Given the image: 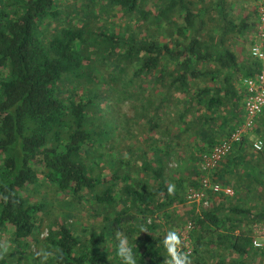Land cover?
Listing matches in <instances>:
<instances>
[{
    "label": "trees",
    "instance_id": "obj_1",
    "mask_svg": "<svg viewBox=\"0 0 264 264\" xmlns=\"http://www.w3.org/2000/svg\"><path fill=\"white\" fill-rule=\"evenodd\" d=\"M232 1L80 0L84 14L65 23L59 0H0V233L12 230L16 264H175L188 227L183 264H264V247L253 246L264 206H246L264 194V149L255 159L244 137L208 175L234 193L244 185L245 203L208 192L198 210L186 199L207 176L202 155L243 122L242 82L259 71L243 52L261 0L238 11ZM118 14L129 23L109 32ZM129 100L133 117L121 112ZM254 130L264 141V114ZM171 156L186 165L177 179ZM104 158L112 167L95 176L90 161ZM40 179L67 207L95 192L103 226L46 227L44 206L22 196ZM6 248L0 240V264Z\"/></svg>",
    "mask_w": 264,
    "mask_h": 264
},
{
    "label": "rangeland",
    "instance_id": "obj_2",
    "mask_svg": "<svg viewBox=\"0 0 264 264\" xmlns=\"http://www.w3.org/2000/svg\"><path fill=\"white\" fill-rule=\"evenodd\" d=\"M232 2H234V9L236 11L240 10L241 8H243L244 5V1L242 0H233ZM80 3V0H59V8L60 11L62 12L61 14V18L63 19V21H65V23L70 20V19H76L80 16H82L84 13V10H79L78 8V4ZM150 8V7H149ZM111 21V20H110ZM129 21L128 19H125L124 17H122L120 14H118V18H116L114 20V27L111 29H108V31H114V33L119 32L118 30L122 28V26L128 24ZM99 26H101L102 24V20H100V22H98ZM108 28H110L109 23L106 24ZM242 41V40H241ZM241 44L242 42L236 44L237 49H241ZM249 45L245 44L244 45V52H243V56H247L249 54L248 50H249ZM128 70V69H127ZM129 74L128 76L130 77L133 72L134 69L133 67L129 68ZM107 73H111L112 71L110 69H108L106 71ZM114 72V70H113ZM98 76L101 75V72L98 71L97 72ZM125 78V76L123 77ZM124 90H120L119 92H115L118 95V98L121 99L122 97H125V93L123 92ZM111 103L110 100H107ZM131 100H129V102L125 103L121 109V112L123 114H127V117H133L135 116L134 110L132 109V107L129 109V106L131 105ZM107 109V107L105 106L102 110L103 112H105V110ZM107 113H111L112 111L109 110ZM113 116H115L116 118H118L117 114H113ZM131 125V123H130ZM124 127H121V129H123ZM258 125H257V128ZM250 140L249 142H252V144L255 142V140L259 137L258 132L256 130H254L253 132H251L250 136H249ZM224 137L221 138V140H223ZM256 140V141H257ZM261 140V139H260ZM264 142V141H263ZM126 152V151H124ZM251 153L255 154L254 158L257 159L258 157V153L254 152L253 150L251 151ZM182 155V154H181ZM184 156H187L186 153H184ZM111 159H105L102 160V162H100V165L96 168H94L92 161H90L91 163V169L92 171H94V175L95 176H100L101 173H104L105 171H108L111 167H112V161H110ZM182 161H179L176 156H171L169 161L166 162L167 163V171H169L171 173V171H173L170 176L174 179H177L179 175H177L178 173L174 172V170H178V171H183L187 173L186 170V165L183 162L181 164ZM258 162H262L264 163V159L262 160H258ZM179 164L181 166V168H179ZM197 169L200 170V162L196 165ZM258 173L261 174L264 177V164L261 167H258ZM185 173V174H186ZM135 178L137 177L136 175H134ZM139 177V176H138ZM148 185L150 184L149 182L147 183ZM102 189V188H101ZM243 189H241L240 191H242ZM98 193V192H97ZM94 193H88L86 195H84L82 201H80L79 203L75 202L73 207H67L63 202L64 199L63 196L61 194H59L56 191V188L52 185H50L49 183H47L44 179H40V183L38 186L34 187V188H29L26 192L22 193V196L24 198H26V200L28 201L29 204L31 203H35V204H41L44 206L45 209V214H42L39 218L44 220V223L46 224V227L48 224L52 223V222H66L68 224H71L74 226V228L76 229L77 233L83 234L84 231H87L85 234L87 235L88 230H98L99 227L103 226L102 222V216L99 215V213H97V205L94 201ZM264 198V194L262 195ZM262 206H264V202L262 203ZM8 229L6 230V232H2L0 233V240H2L5 243L6 251L9 252V264H16V260L17 259V251L15 250V248H13V246L10 244V233H11V229L9 227H7ZM257 228H255L254 230H256ZM186 230V229H185ZM184 230V231H185ZM123 234L126 231L124 228L122 229ZM42 235L45 236L46 235V229L45 231L42 232ZM122 240V239H121ZM36 251V250H35ZM34 251V252H35ZM259 261V259H258ZM21 262L24 263H28V264H32L33 260L32 258L29 259L28 261L25 262V260H21ZM21 262L19 264H21ZM264 262V260H263ZM42 264H47V260L45 259V261H42Z\"/></svg>",
    "mask_w": 264,
    "mask_h": 264
},
{
    "label": "built area",
    "instance_id": "obj_3",
    "mask_svg": "<svg viewBox=\"0 0 264 264\" xmlns=\"http://www.w3.org/2000/svg\"><path fill=\"white\" fill-rule=\"evenodd\" d=\"M253 43L249 49L250 57L259 64L258 74L243 80V122L231 133L226 139L220 141L210 152L202 155L200 170L207 176L201 181L200 190H189L186 199L189 204L194 205L200 210L207 206L206 195L208 192L216 196L233 197L234 191L229 186H223L220 183L210 181L208 175L218 171L221 163L232 153L236 144H240L243 138L254 131L256 122L264 114V0L259 3L258 7V24L252 37ZM251 40V41H252ZM255 152H261L264 144L257 140L252 144ZM189 228V227H188ZM188 228L182 231L181 244L183 252L180 257L185 261L192 254V246L189 242ZM253 236V246L256 249L264 247V223L256 227ZM180 248L177 254L180 253Z\"/></svg>",
    "mask_w": 264,
    "mask_h": 264
},
{
    "label": "crops",
    "instance_id": "obj_4",
    "mask_svg": "<svg viewBox=\"0 0 264 264\" xmlns=\"http://www.w3.org/2000/svg\"><path fill=\"white\" fill-rule=\"evenodd\" d=\"M243 114V113H242ZM258 120H259V118H258ZM257 120V121H258ZM260 130H261V128H260ZM251 134V133H250ZM250 134H248L247 136H245L247 139H249L250 137ZM258 139H260V138H258ZM257 140V139H256ZM255 140V141H256ZM250 151H252V148H250ZM250 151H249V153H250ZM252 156H253V154H252ZM254 156H255V154H254ZM253 156V157H254ZM237 172H234L233 174L234 175H236L239 171H240V167H239V169H237L236 170ZM232 180H233V177H232V173H229V175H228V181L229 182H232ZM242 188H243V190L242 191H240L239 193H234V196L236 195V198H238V199H240L241 201H242V203H245L246 202V200H247V198H246V195H245V189H244V185L242 186ZM264 202V198H262L261 200H259V198H255V199H252L251 200V202H246V206H247V208H249L248 207V205H252V206H257V208L258 209H261L262 208V203Z\"/></svg>",
    "mask_w": 264,
    "mask_h": 264
},
{
    "label": "clouds",
    "instance_id": "obj_5",
    "mask_svg": "<svg viewBox=\"0 0 264 264\" xmlns=\"http://www.w3.org/2000/svg\"><path fill=\"white\" fill-rule=\"evenodd\" d=\"M262 1V0H261ZM260 1V2H261ZM250 56V55H249ZM226 139V138H225ZM258 140H260V139H258ZM222 141V140H221ZM262 141V140H261ZM263 142V141H262ZM263 144H264V142H263ZM253 150V149H252ZM254 151V150H253ZM255 152V151H254ZM256 153H258V152H256ZM234 191V190H233ZM171 240L172 241H177V238H176V236L173 234L172 236H171ZM178 242V241H177ZM174 258H175V256H174ZM175 264H183V260H181V259H175Z\"/></svg>",
    "mask_w": 264,
    "mask_h": 264
}]
</instances>
